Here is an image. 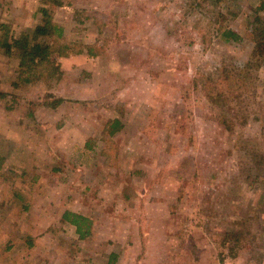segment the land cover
Instances as JSON below:
<instances>
[{
  "label": "rangeland",
  "instance_id": "obj_1",
  "mask_svg": "<svg viewBox=\"0 0 264 264\" xmlns=\"http://www.w3.org/2000/svg\"><path fill=\"white\" fill-rule=\"evenodd\" d=\"M193 2L0 0V40L46 7L63 40L98 51L53 55L61 74L26 83L0 44V264H264V66L248 89L231 80L264 0H218L223 17Z\"/></svg>",
  "mask_w": 264,
  "mask_h": 264
},
{
  "label": "trees",
  "instance_id": "obj_2",
  "mask_svg": "<svg viewBox=\"0 0 264 264\" xmlns=\"http://www.w3.org/2000/svg\"><path fill=\"white\" fill-rule=\"evenodd\" d=\"M220 1V0H219ZM218 0H195L193 6L195 9L204 8L203 13H210L217 17H223L222 13L218 8ZM208 10V12H206ZM40 12L42 14V22L36 25L30 33H23L21 37L7 39V36L1 39L0 44L4 46L5 52H9L12 46H16L19 51V72L24 74L21 78L22 82L29 83L32 81V76L36 72L38 76L41 72H44L49 77H58L61 74L60 64L56 61L53 55L66 56L71 51H76V53L82 52L84 49L89 55H97L98 51L93 45L77 46L75 48L62 39V28L56 24L52 19V13L46 7H40ZM217 21L215 20V22ZM251 30V41L252 50L249 59L244 63L242 69H237V76L235 74V80H233V86L248 89L252 85L253 80L249 77L250 71H257L264 66V20L258 19ZM216 35L223 39L229 40H240L241 36L233 30L228 28L222 29L221 27L215 28ZM51 39V43L48 45L47 39ZM227 78V77H226ZM225 78V79H226ZM209 98L213 102L220 101L222 95L218 92L212 90L207 91ZM215 94V95H214ZM62 99H57L56 103H61ZM120 121L114 119L111 124H109V134L114 133L119 129ZM3 162L2 156H0V166ZM62 219L75 227V232L78 234L80 239H85L90 235L91 232V219L83 214L73 212L71 210H65L62 214ZM244 227L234 231H229L225 233L224 239L228 242L232 241L235 243V247L229 246V252L232 257L236 256V249L247 247L249 243V232L244 231ZM222 242L225 244L226 241ZM221 244V245H222ZM111 262L115 257L114 253H111ZM109 264V263H108Z\"/></svg>",
  "mask_w": 264,
  "mask_h": 264
}]
</instances>
